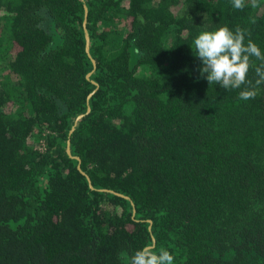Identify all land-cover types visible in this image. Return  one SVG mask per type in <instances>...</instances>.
<instances>
[{"label": "trees", "instance_id": "obj_1", "mask_svg": "<svg viewBox=\"0 0 264 264\" xmlns=\"http://www.w3.org/2000/svg\"><path fill=\"white\" fill-rule=\"evenodd\" d=\"M85 2L89 98L83 1L0 0V264H127L152 236L174 264H264V85L240 100L194 55L223 26L264 52V0Z\"/></svg>", "mask_w": 264, "mask_h": 264}, {"label": "clouds", "instance_id": "obj_2", "mask_svg": "<svg viewBox=\"0 0 264 264\" xmlns=\"http://www.w3.org/2000/svg\"><path fill=\"white\" fill-rule=\"evenodd\" d=\"M232 7L243 10L250 4L259 6V0H231ZM246 30L237 27L234 31L227 26L215 31H202L194 38V55L199 59L198 79H206L209 86L219 85L222 89L239 91L238 98L243 101L255 99L259 88L264 85V52L251 39L245 43ZM253 58L260 61L253 65ZM254 71L255 81L249 79V72ZM175 257L161 248L157 252L148 245L137 250L127 260V264H174Z\"/></svg>", "mask_w": 264, "mask_h": 264}, {"label": "water", "instance_id": "obj_3", "mask_svg": "<svg viewBox=\"0 0 264 264\" xmlns=\"http://www.w3.org/2000/svg\"><path fill=\"white\" fill-rule=\"evenodd\" d=\"M82 1H83V7H84V8H83V9H84V12H83L84 15H83V19H82V24H83V32H84V38H85V51L87 52V55H88V57H89V59H90V61H91V63H92V68L86 73V77H87V78H88V79H89V80L95 85V88L92 89V90L88 93V95H87V98H89V97L92 95V93L96 90V88H97V86H98V82H97L96 80L90 78V74H91V72L93 71V69H94L95 66H96V61H95L93 55H92L91 52H90V37H89V33H88V30H87V27H86V20H87V11H88V7H87V4H86L85 0H82ZM89 110H90V107H89V105H87V108H86L85 112L79 113V114L75 117L74 122H73V124H72V126H71V128H70V130H69L70 133H71L72 130L74 129V127H75V125H76V122H77L82 116H84ZM66 151H67L70 155H72V156H74L75 158L78 159L77 167L81 170L82 173L85 174L86 179H87L89 185H90L91 187H93L89 175L86 174V173L80 168V164H79V160H80V158H79V156L76 155V154H75V155L71 154V150H70V141H69V139H67V141H66ZM100 189H105V190L107 189V190H109V191H112V192H115V193H117V194H120V195H122V196H124V197H126V198H128V199L130 200V197H129L128 195H126V194H123V193H120V192H117V191H114V190H112V189H108V188H100ZM131 206H132V213H135V205H134L133 202H131ZM148 221H149V223H151V220H150V219H148ZM149 227H150V226H149ZM152 241H153V243H154V238H153V236H152ZM153 243H152L150 246H153ZM147 246H148V245H147Z\"/></svg>", "mask_w": 264, "mask_h": 264}, {"label": "rangeland", "instance_id": "obj_4", "mask_svg": "<svg viewBox=\"0 0 264 264\" xmlns=\"http://www.w3.org/2000/svg\"><path fill=\"white\" fill-rule=\"evenodd\" d=\"M145 68H143L142 70L144 71Z\"/></svg>", "mask_w": 264, "mask_h": 264}]
</instances>
